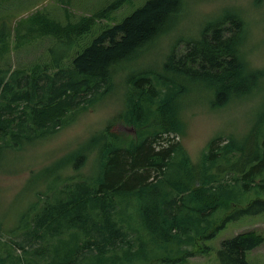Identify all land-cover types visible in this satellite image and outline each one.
<instances>
[{"label":"trees","instance_id":"trees-1","mask_svg":"<svg viewBox=\"0 0 264 264\" xmlns=\"http://www.w3.org/2000/svg\"><path fill=\"white\" fill-rule=\"evenodd\" d=\"M122 1L110 2L79 22L67 21L55 29L47 26L44 33L58 37L67 28L69 34L71 27L81 21L85 24L81 30L88 31L94 21L107 19ZM180 8L181 0H146L119 22L101 27L90 43L70 58L68 65L61 64L65 56L52 58L50 54L49 63L45 62L43 68L36 64L28 73L9 66L0 68V150L17 148L33 137L55 131L57 126L65 123L68 112L80 108L81 100L90 102L95 96L104 94L111 82V66L172 29ZM243 39L244 23L240 11L226 7L217 19L201 28L198 37L185 41L182 54L176 56L172 48L157 72L143 70L127 75L123 94L125 109L120 118L131 125L134 137L118 140L107 125L108 134L97 135L87 147L93 151L100 145L98 157L102 176L93 181L94 184L92 182V187L90 179L77 175L78 181L70 182L62 189H49L50 195L45 193L41 198L38 193L37 204L30 210L32 214L29 211L25 224L21 225L29 228L27 233L31 240L37 237L40 241L29 253L38 254L40 258L44 253L49 259L43 264H156L157 260H182L193 252L191 248H184V244L193 245L197 238L213 237L221 223L212 225L213 220H208L206 214L213 213L214 206L220 201L210 188L215 175L207 171L205 165L213 168L215 160L206 164L208 155L204 153L203 171L197 173L178 142L150 153L145 145L162 134H183L184 124L175 99L186 93L191 84L199 81L213 92L212 104L218 107L243 94L255 82L260 71L250 67L244 58ZM4 50L6 47L0 40V55ZM48 66L53 68L51 73L47 72ZM262 114L264 116V110ZM263 138L249 143L256 153L253 158H264ZM117 140L119 143L114 145ZM90 151L78 152L79 162H83ZM236 151L238 148L231 138L209 150L211 156L225 162ZM176 155L178 162L175 165L173 157ZM72 158L75 161V156ZM169 167L168 175L165 171ZM148 168H155L151 179L138 172ZM251 170L252 166L248 167L243 177ZM255 175L248 176L245 186L258 194L264 191V178L257 174L260 179L252 184ZM161 183L165 186L160 196L157 191L154 194L157 201L151 222L149 203L140 198L153 193ZM127 190L134 192L136 199L145 205L136 206L137 214L133 215L131 211L127 214L120 209L127 197L125 194L128 195ZM125 203L129 204V201ZM228 206L229 201L224 200L216 207ZM263 208L264 198L254 196L235 214L254 213ZM228 217L224 215L222 221ZM123 223L135 233L132 238L126 237ZM152 229L154 240L150 239ZM49 239L57 240L53 244L48 242ZM261 240V235L252 229L222 238L215 249L217 264H250L245 251ZM150 241L166 242L169 253H173L152 255L148 250ZM19 245L23 249L22 255L27 257L28 251ZM200 246L204 247L202 251H207V245ZM3 255L0 250V256ZM146 257L147 262L142 260Z\"/></svg>","mask_w":264,"mask_h":264},{"label":"rangeland","instance_id":"rangeland-1","mask_svg":"<svg viewBox=\"0 0 264 264\" xmlns=\"http://www.w3.org/2000/svg\"><path fill=\"white\" fill-rule=\"evenodd\" d=\"M113 1L115 0H0V40L6 47L0 55V68L9 66L28 73L36 64L43 68L45 62L49 63L50 54L52 58L65 56L61 64L68 65L70 58L80 53L102 30L101 27L119 22L146 0H123L107 19L94 21L88 31L81 30L85 27L81 21L75 26L68 25L73 26L69 34L67 28L58 37L44 33L47 26L55 29L67 21L79 22ZM226 7L240 11L244 23L241 49L249 66L260 71L259 77L243 94L218 107L212 104L215 98L213 92L199 81L191 84L186 93L175 99L184 124L183 134H162L145 145L149 147L147 151L150 153L178 142L188 155L190 163L195 165L197 173L203 171L204 153L207 152L208 155L206 164L215 160L213 168L204 165L208 168L207 171L215 175L210 188L219 196L220 202L214 206L213 213L206 214V218L213 220L212 225L221 224L213 237L197 238L193 245H183L184 248L192 249L191 255L186 254L176 262L157 260L156 264H217L215 249L220 240L248 229L260 234L262 240L245 251V258L250 264H264V208L254 213L235 214L248 199L254 196L264 198V191L254 194L252 189L245 186L250 175L256 174L252 184L257 183L260 176L264 178V158H253L256 153L249 145L264 136V121H259L264 119V0H181V8L172 29L147 42L129 58L111 66V82L104 94L95 96L90 102L81 100L78 105L80 108L68 112L65 123L57 126L55 131L33 137L17 148L0 150V250L4 253L3 257L0 256V264H43L49 259L44 257V253L43 258L29 253L40 241L37 237L31 240L27 233L29 228L21 227L26 222L28 212L37 204L38 193L41 198L45 193L50 195L49 189H62L70 182L78 181L75 178L77 175L90 179L92 187L95 180L102 176L98 157L100 145H96L93 151L87 149L94 137L101 133L108 134L105 130L107 125H110L109 131L117 135L118 140L134 137L131 125L120 118L125 109L123 94L127 87L126 76L143 70L157 72L163 58L172 48L176 56L182 54L186 48L185 41L198 37L201 28L207 22L217 19ZM52 71V66H48L47 72ZM39 83H42L41 79ZM87 97L89 96L86 95ZM228 138L238 148L232 158L225 162L211 156L209 150ZM118 140L114 145L119 143ZM209 144L211 147H208ZM80 151H90L83 162H79V156L76 157ZM73 156L75 161L72 160ZM177 162L178 155L173 157V163L176 165ZM250 166L252 170L247 177H243ZM169 169L170 167L165 171L168 175ZM154 171L155 168H148L139 169L138 172L151 179ZM235 177L239 179L236 180ZM164 186L161 183L153 193L140 198L149 203L151 222L155 212L153 207L157 201L154 194L157 191L160 196ZM127 193L120 207L121 211L127 214L131 211L133 215L139 213L136 206L145 205L136 199L134 192L129 193L127 190ZM224 200L229 201L228 207H216ZM182 204H185L184 201ZM226 214L229 217L222 221ZM123 228L126 237L134 236L135 233L125 223ZM153 231L154 229L150 231L151 240L155 238ZM9 239L14 240V243ZM56 240L49 239L48 242L54 244ZM19 244L28 251L27 257L22 255L23 249ZM203 244L208 246L207 251H202L204 247L200 245ZM134 247L133 245L132 249ZM148 250L156 256L173 253H169L170 248L163 241H150ZM44 251L49 252L50 249ZM148 257L142 260L147 262Z\"/></svg>","mask_w":264,"mask_h":264}]
</instances>
